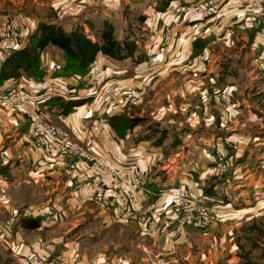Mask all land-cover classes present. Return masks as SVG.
<instances>
[{
  "label": "rangeland",
  "instance_id": "374dc122",
  "mask_svg": "<svg viewBox=\"0 0 264 264\" xmlns=\"http://www.w3.org/2000/svg\"><path fill=\"white\" fill-rule=\"evenodd\" d=\"M57 1V5H54L50 4V0H0V16H3L1 19L12 24V27L5 29V35L7 31H14V37L6 36L11 41L4 39L0 44L4 60L14 51L26 48L40 21L52 20L67 32L75 27H82L88 34L87 24L93 23L99 31L102 28L99 18L107 19L114 26L116 38L121 39L129 32L137 39L142 51L139 56L142 68L141 71L135 72L136 68L131 62L119 63V68L124 70V76L128 78L126 82H118L116 96H107L111 103L107 101L103 91L98 94L96 102L103 103L104 118L108 120L114 116L120 120L139 121L127 134L129 140L135 144V138L143 134L149 126L154 125L164 131L165 137L158 149L165 159L169 158L175 165L184 153L188 161L193 159L195 165L211 170L208 183L200 189L201 192H205L211 185H228L227 181L231 183L235 179L243 183L245 176L251 180L243 187L231 184V190L238 200L237 204L230 205L231 207L220 205L221 207L213 208L201 197L198 198L192 188L186 187L190 198L202 200L208 208L207 211L214 217L180 223L181 220L173 216L174 223L184 232V236L177 237L178 247L173 254L163 250L155 251L152 245L150 247L148 240L140 237L137 233L138 227L133 222L130 225H102L96 216L98 206L102 204L95 194L93 204L88 205V210L96 218H91L88 222L86 220L82 225H79L81 221L75 223L71 218L63 222L65 227L73 228L75 225L66 237H71L83 246L80 253L84 260L89 263L98 256H105L112 261L122 259L124 264H151L147 259L156 256V259L171 264L167 261L172 256L177 264H264V90L261 85L262 75L255 66L260 47L252 48L249 39L246 42L223 45L212 37L195 38V31L202 30L206 24L201 27L199 24L187 22L185 12L173 15L169 5L179 0L168 3L163 13L157 11V5L165 0ZM180 7L182 6H177V9H181ZM166 19L171 20V31L166 30L168 26H163ZM88 37L94 40L90 34ZM261 39L263 43L264 39ZM257 40L260 42V38ZM165 41L170 44V48L162 55L158 50ZM194 47L197 48V53L207 49L213 56L204 65L190 68ZM152 52L153 55L150 54ZM182 54L189 57L184 64L179 61ZM155 56L159 57L160 61L154 66H149V59ZM102 58L99 55L94 65ZM39 63L44 77L53 79L59 65L63 63L62 52L56 49L47 53L41 51ZM100 65L98 70L102 69ZM93 76L92 79L96 75ZM107 77L102 80L99 77V83L104 81L105 85H108L111 80L117 82V79H122ZM21 80L23 78L9 82L17 81L19 89L25 88L26 85ZM54 81L60 83L56 78ZM95 81L98 83L97 79ZM136 81L141 83V88L134 86ZM87 82L88 78L84 80V85ZM26 107L13 102L0 104V118L20 123L21 115H25L31 129L30 117H34V113L32 108L28 105ZM52 124L64 132L72 142L81 145L85 150L89 149L87 145L70 137L61 126L53 121ZM25 134L23 143L34 145L31 138H25L28 135ZM188 151L192 154H187ZM2 154L0 153V165H4V159L7 157ZM66 158L76 160L73 156ZM0 173L5 175L2 170ZM144 174L147 177L148 173ZM156 175L159 176V172ZM6 177L8 176L5 175ZM25 188L31 190L32 197H37L36 189L27 186ZM143 189L144 187L138 190ZM171 194L167 211L173 215ZM149 206L155 207V210L146 213ZM149 206L145 207L142 218L146 227H151L158 221L154 212L162 209L157 202ZM34 208L36 211L40 210L39 207L32 209ZM25 210L26 208L18 205L8 211L6 217L0 216V264H17L18 261L10 255L19 249L16 246L21 243L16 239V233L23 229V220L40 218V214H26ZM40 213H44V210ZM210 231L218 233L221 237L214 248L212 239L208 236ZM55 233L57 234L50 236L60 235ZM45 241L47 245L52 244L51 240ZM32 242L30 245H34L36 241ZM28 254L40 256L35 247L26 248L21 258L24 264H28Z\"/></svg>",
  "mask_w": 264,
  "mask_h": 264
},
{
  "label": "crops",
  "instance_id": "0c3cea01",
  "mask_svg": "<svg viewBox=\"0 0 264 264\" xmlns=\"http://www.w3.org/2000/svg\"><path fill=\"white\" fill-rule=\"evenodd\" d=\"M257 1L224 0L219 6L215 19L203 23L206 26L202 30H196L194 36L195 38L199 36L212 37L216 42H222L223 45L235 44L234 42L240 43L241 41L246 42L249 39L248 42H251L252 48L259 46L260 53L255 66L262 75L261 85L264 90V69L259 63L264 44L257 40L259 38L258 27L254 24L256 8H263L264 0L259 4ZM57 2V0H50V4L57 5ZM60 5L61 3L58 4L57 9ZM171 24V20L166 19L163 26ZM200 31L202 33H199ZM240 34L242 35L240 36ZM185 48L187 49V47ZM54 49L48 47L43 51L47 53ZM150 54L153 55V52ZM198 56H202V60L196 61ZM212 56L207 49L192 55L191 59L193 60L190 68L196 65H204ZM188 59L187 55L182 54L179 61L184 64ZM157 61H160L159 57L150 58L149 66L156 65ZM98 65L102 67L101 70H98ZM119 67H121L120 64L116 63L115 65V63H110L102 58L100 62L93 66V72L96 75L92 79L93 81L89 80L82 87H78L77 80L74 77L59 79L60 83L56 85L57 90L67 95V99L62 98L63 101L73 99L86 102L81 103V106L76 107L68 114L61 115L60 109L53 106L52 101L47 98L40 102L41 112L44 116L49 117L51 122L53 121L56 125L61 126L70 137L87 145L91 151L106 155L110 160L115 161L122 171L129 162L135 161L142 171L148 173L144 189L133 192L129 212L123 218L121 217L123 215L118 212V207L121 203H124L129 194V189L124 184H122V189L107 188V190H102L105 202L104 205L98 206L96 216L104 226L111 224L130 225L133 222L138 227L137 233L141 238L148 240L150 247L152 245L156 249L155 251L163 250L173 254L175 248L178 247V245L176 246L177 237L184 236L183 230L174 223L173 215L167 211L169 195L173 192L174 186L181 182V185L184 184L185 187L192 188L198 198L201 197L206 203L215 208L221 207L220 205L226 207L225 205L234 206V204H237L238 200L235 199L236 195L231 190V184L243 187L244 185L247 186L251 180L245 176L243 183L235 179L231 183L227 181L228 185L220 183L211 185L212 195L209 196L200 191L208 183L209 172L211 171L209 168L195 165L193 159L188 161L184 153L181 154L180 160L173 165L169 158L165 159L162 152L158 148L152 147L148 142L135 144L129 140V136L124 139L116 137L115 133L108 128L107 119L103 116V110L105 111L103 103L96 102L97 94L95 91L101 86L99 81L107 76H110L111 79L122 78L117 79L118 81L114 83L126 82L128 77L124 76V70ZM105 69H107V72H104ZM48 78L44 77L46 80ZM95 79L98 80V83ZM138 81L135 82L134 86L139 89L141 83H137ZM21 82L26 85L25 88L34 93L40 92L46 86L44 85L45 82L40 83L33 80H21ZM16 83L17 81L7 82L4 85L15 86ZM29 129V122L25 115H21L20 123L0 118V131L2 133V136H0V153L7 156L4 159V165H0V170L8 176L5 178V175L3 176L0 173V216L6 217L8 211L13 210V207L16 208L18 205L26 209L39 207L40 210L37 214H40V218L33 220H41L42 222L37 228H23L16 233V239L20 240L21 243L18 242L19 246L16 247L19 249L15 251L16 253L10 255L18 261L17 264H24V260L21 259L22 254L26 248L33 246L40 257L52 264H98L103 261H112L108 257L107 259L105 256H98L87 263L80 253L83 246L73 241L71 237H66L75 225H73V228L65 227L64 220L71 218L74 219L75 223L81 221L79 225H82L84 221L87 220L86 222H88L91 218H96L88 210V205L93 204L95 190L92 186L83 185L80 182L76 160L57 153L49 155L44 149H35L33 144L25 145L23 135L28 134ZM186 153L192 154L189 151ZM158 172L159 176L156 175ZM89 173L91 175L90 171ZM99 177L102 181L111 179L107 174H100ZM238 184L240 185L238 186ZM25 186L36 189L38 192L37 197H32L31 190L26 189ZM156 202L162 207V209L154 212L158 221L151 227H146V223L142 220L144 209ZM42 210H44V213H40ZM140 215H142L141 218ZM55 232L60 233V235L50 236L57 234ZM217 235L219 234L214 231H210L208 234L212 239L213 248L217 246L216 243L221 239L220 235ZM44 238L47 241L51 240L52 244L47 245ZM54 239L56 241H53ZM23 240L27 244L22 242ZM34 240L36 241L34 245H30ZM173 260L175 259L171 256L167 262L177 264V261Z\"/></svg>",
  "mask_w": 264,
  "mask_h": 264
},
{
  "label": "built area",
  "instance_id": "2783aa9c",
  "mask_svg": "<svg viewBox=\"0 0 264 264\" xmlns=\"http://www.w3.org/2000/svg\"><path fill=\"white\" fill-rule=\"evenodd\" d=\"M223 1L224 0H179L175 3H171L169 5V9L171 8L170 12L173 13V15H175L176 13L185 12L184 16L185 18L187 17V22L192 23L194 25H201L209 20H212L217 15V7ZM261 1L262 0H258L257 3L259 4ZM179 5L182 6L180 7L181 9H177V6ZM256 9L257 11L255 12L254 24L256 27H258V37L264 39V7L261 9L257 7ZM1 18H3V16H0V44L2 43V41H4V39L7 42L11 41V39L7 37H14L13 29L10 33L7 31L5 35V29L9 28L12 24H9L8 21L3 22ZM168 29H170V26L166 27V30ZM169 48L170 44L165 41L164 43H162L158 51L160 54H162L163 52L166 53ZM262 48H264V45ZM4 58V53L0 51V67L4 61ZM202 58V56H198L196 61L202 60ZM259 63L260 66L264 69V49L260 54ZM54 79L55 78H48L47 80L45 79L44 82L46 86L42 90H40V92L38 91L35 93L25 89L24 87L19 89L18 85L0 86V103L10 104L13 102L14 104L22 105L24 107L28 105L30 108H32L34 117H30L31 132H28L27 138H31L33 140L35 147L44 149L49 155L57 153L64 157L73 156L77 160L78 164L80 160L85 161L87 165H89L92 169L96 171L98 177L100 174H107L108 176H110L111 179L114 181L113 188L115 189H122V184H124L129 189V194L127 195V199L124 201L122 206L118 207L119 214L123 215L125 212L128 211V204L133 198V192L143 188L147 182V178L145 177L144 172L140 170L139 166L135 161L129 162L123 168L124 171H122L115 161L113 162L104 155L98 157L90 156L88 153L85 152L87 150H83L79 144H76V142H72L64 132L60 131V129L55 127L52 122L42 114V112L40 111L41 107L39 108V104L45 99L50 97H59L61 99H67V95L65 93L57 90V83L54 81ZM57 80L60 81L59 79ZM89 80L91 82L93 81L92 78H88V81ZM100 84L101 87L99 86L98 90L95 91L97 96L101 91H103V94L106 96L107 101L111 103L110 99L107 96H116L117 83H114L111 80V82L107 83L108 85L106 86V83L104 82H101ZM104 103L106 104V102ZM82 176L83 177L81 181L86 183V185L92 186L98 191L97 193V191L95 190L98 201L100 204L104 205L105 196L103 193H101L102 190H104L102 183L98 180L89 179L84 173H82ZM125 177L126 179H124ZM185 188L186 187L184 185H181L179 183L174 188V191L171 194L170 204H172L171 206L174 207L173 216L176 219L181 220L180 223H190V221L194 219L201 220L214 217L210 215V213L207 211L208 208L206 204L203 203L202 200H199L197 198V200H192L190 198L191 195H189V192H187ZM32 210V208H27L24 213H33ZM147 210L148 211H146V213L149 211L151 212V210H155V207L149 206V209ZM37 212L38 211L34 212L33 214H37ZM147 260H149L151 264H167L156 259V256L150 257ZM27 262L28 264H52L40 257L39 255L35 254H28ZM98 264H124V262H122V259H120L118 261H103Z\"/></svg>",
  "mask_w": 264,
  "mask_h": 264
},
{
  "label": "trees",
  "instance_id": "16d2710c",
  "mask_svg": "<svg viewBox=\"0 0 264 264\" xmlns=\"http://www.w3.org/2000/svg\"><path fill=\"white\" fill-rule=\"evenodd\" d=\"M175 0H165L158 2L157 11L165 12L168 3ZM156 8V7H155ZM102 24L101 30H96L93 23L88 25V34L94 38L89 39L88 34L82 27H75L70 32L65 31L61 25L54 21L43 20L37 26L35 32L29 38V43L24 50L14 51L6 58L0 69V86L10 80L23 78V80H33L44 82V74L39 63V52L48 47H53L62 52V64L59 65L55 74L56 79L74 77L78 87L84 85V80L92 78V70L97 57L100 55L113 63L131 62L136 71L141 70L142 62L139 58L142 51L138 46L137 39L129 32L121 39L116 38L114 26L107 19L99 18ZM128 34V35H127ZM195 45V44H194ZM197 46V44H196ZM197 48L194 47L193 54L196 55ZM202 51L198 52L201 53ZM197 53V54H198ZM45 85V84H44ZM52 105L60 109L61 115H66L81 103L86 101L68 100L63 101L59 97H50ZM139 121L130 119L120 120L112 116L107 120V126L119 139L126 138ZM164 131H160L157 126H149L143 134L135 138L134 142H148L152 147L160 148L164 139ZM212 186L205 191L209 196ZM41 220H23L24 229H34L41 225Z\"/></svg>",
  "mask_w": 264,
  "mask_h": 264
},
{
  "label": "bare ground",
  "instance_id": "6f19581e",
  "mask_svg": "<svg viewBox=\"0 0 264 264\" xmlns=\"http://www.w3.org/2000/svg\"><path fill=\"white\" fill-rule=\"evenodd\" d=\"M221 5V3L218 5V7H217V13H218V11H219V6ZM216 17V16H215ZM215 17H214V19H215ZM205 25V24H204ZM203 26V24L201 25V27ZM262 39H261V37H260V42L262 43ZM264 43V42H263ZM106 71V69L104 70V72ZM107 72V71H106ZM108 79H111V77L110 76H108L107 77ZM118 84V83H117ZM2 86H4V85H2ZM106 86V85H105ZM1 104V103H0ZM39 108H40V104H39ZM31 132V131H30ZM81 146V145H80ZM82 149H83V147H82ZM84 150V149H83ZM86 153H88L90 156H92V157H98V156H101V154H98L97 152L95 153V152H93V151H91L90 149H87V151H85ZM104 156H106V155H104ZM107 157V156H106ZM138 165V164H137ZM120 167V166H119ZM77 168V171H78V177H79V180L81 181V179H82V173H84L89 179H93V180H98V181H100L101 183H102V185H103V187H104V189H107V188H113V184H114V181L112 180V179H107V181H106V179L105 180H101V178L100 177H98L97 176V174H96V171L94 170V169H92L89 165H87L86 163H85V161H83V160H80L79 161V164H78V167H76ZM123 168V167H122ZM121 169V168H120ZM122 170V169H121ZM89 171L91 172V175H90V173H89ZM82 182V181H81ZM82 183H84V182H82ZM86 184V183H85ZM109 186V187H108ZM94 190H96L95 188H93ZM97 191V190H96ZM97 193H98V191H97ZM95 195V194H94ZM122 204L123 203H121V205L120 206H122ZM129 208H130V206H128V211L127 212H129ZM33 211V213L34 212H36V210L35 209H33L32 210ZM127 212H125L124 214H123V216H121L122 218L124 217V215L127 213Z\"/></svg>",
  "mask_w": 264,
  "mask_h": 264
}]
</instances>
